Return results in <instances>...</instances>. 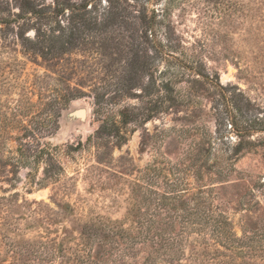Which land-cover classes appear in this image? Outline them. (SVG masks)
Masks as SVG:
<instances>
[{
  "label": "rangeland",
  "instance_id": "obj_1",
  "mask_svg": "<svg viewBox=\"0 0 264 264\" xmlns=\"http://www.w3.org/2000/svg\"><path fill=\"white\" fill-rule=\"evenodd\" d=\"M230 1L0 0V264H21L5 243L74 248L178 185H213L237 237L261 230L264 0ZM230 97L262 126L237 154ZM247 253L264 264V241Z\"/></svg>",
  "mask_w": 264,
  "mask_h": 264
},
{
  "label": "trees",
  "instance_id": "obj_2",
  "mask_svg": "<svg viewBox=\"0 0 264 264\" xmlns=\"http://www.w3.org/2000/svg\"><path fill=\"white\" fill-rule=\"evenodd\" d=\"M203 1L214 5L207 10L211 15L225 14L224 1L237 12L242 8L236 1ZM193 74L202 79L205 87L214 89L217 96L227 99L229 91L218 77L212 80L208 74L196 71ZM232 89L240 93L236 86H231ZM228 109L231 128L240 137L234 148L237 154L253 146H247L243 139L262 126L260 121L238 119L240 109L235 103ZM223 171L219 169L217 173ZM213 188L200 184L194 189H181L178 185L169 192L144 196L140 208L128 211L123 220L106 223L98 220L90 225L85 239L74 248L44 242L23 245L11 241L5 245L7 251L15 254L14 263L21 264H56L58 259L59 264H247L249 243L260 245L264 241V223L252 236L245 232L237 237L227 211L215 202ZM0 237L6 236L0 233Z\"/></svg>",
  "mask_w": 264,
  "mask_h": 264
},
{
  "label": "water",
  "instance_id": "obj_3",
  "mask_svg": "<svg viewBox=\"0 0 264 264\" xmlns=\"http://www.w3.org/2000/svg\"><path fill=\"white\" fill-rule=\"evenodd\" d=\"M76 116H77L78 118H80V119H83V118H84V112L81 111V110H79V111L76 112Z\"/></svg>",
  "mask_w": 264,
  "mask_h": 264
}]
</instances>
